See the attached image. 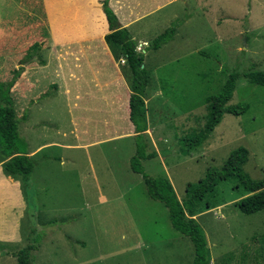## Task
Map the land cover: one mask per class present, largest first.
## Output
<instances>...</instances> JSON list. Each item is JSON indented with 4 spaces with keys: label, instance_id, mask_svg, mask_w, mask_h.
<instances>
[{
    "label": "rangeland",
    "instance_id": "374dc122",
    "mask_svg": "<svg viewBox=\"0 0 264 264\" xmlns=\"http://www.w3.org/2000/svg\"><path fill=\"white\" fill-rule=\"evenodd\" d=\"M104 1L0 0V82L23 68L11 93L18 117L28 115L19 126L22 149L53 143L33 157L25 199L0 205V264H18L14 255L29 244L36 247L31 264H193L192 241L174 229L168 209L150 198L142 175L131 169L134 133L85 147L79 142L81 131L87 143L88 130L103 129L96 120L106 103L107 118L117 114L123 132L132 130L128 67L110 45ZM173 27L175 40L143 53L150 77L146 134L149 151L158 153L142 161L145 173L167 177L183 201L189 184L245 148L246 173L264 181V86L245 77L264 72V0L180 1L130 32L139 45ZM36 43L43 45L39 56L22 64ZM231 73L240 78L229 105L248 110L224 114L201 148L183 154L179 142L206 131L207 99L221 93ZM236 181H223L188 211L198 214L210 264H255L264 210L240 213L237 202L247 194Z\"/></svg>",
    "mask_w": 264,
    "mask_h": 264
},
{
    "label": "trees",
    "instance_id": "16d2710c",
    "mask_svg": "<svg viewBox=\"0 0 264 264\" xmlns=\"http://www.w3.org/2000/svg\"><path fill=\"white\" fill-rule=\"evenodd\" d=\"M110 0L103 3L107 30L112 31L110 45L113 52L121 55L126 61L128 74L125 76L131 91L130 94V120L135 128V140L137 142V152L131 160V169L135 173L142 175L146 185L147 193L155 201L165 205L169 211L170 221L176 231L188 237L195 249L193 264H210L211 253L208 247L207 238L203 228L200 226L193 214L188 211L193 209L199 202L213 191L223 181L237 179L238 186L247 194L239 202L237 208L240 213L252 215L264 210V181H257L246 173L244 165L249 160V151L245 148H238L226 160L220 170L210 169L203 180L198 184H189L186 191V198L180 201L175 188L167 177L152 178L148 176L142 164L143 160L154 159L158 156L156 151H149V140L146 119V89L149 84V74L145 66V58L137 50V43L133 39L127 28H124L110 7ZM109 24V25H108ZM3 31H0V37ZM176 34V28H170L165 33L156 38L150 47L155 50L170 42ZM29 45V42L26 46ZM29 48V47H28ZM43 45L36 43L25 55L22 64H27L39 56ZM23 68L15 72L14 78L7 82H0V158L4 161V172L7 176L20 180L26 190L29 185V177L33 172V157L22 149L25 146L21 142L19 126L27 119L28 115L19 118L15 108V101L11 93L16 91V80L21 76ZM245 77L252 83L264 86V72L252 71L245 74ZM240 74L231 73L221 91L217 96L207 99L210 105L212 118L206 131L194 139H182L180 150L183 154H189L198 150L209 139L217 125L220 124L224 114L238 116L248 110L247 104L229 105L237 88ZM54 87L57 88L55 85ZM13 88V89H12ZM21 91H26V86H22ZM48 95V94H46ZM129 119V97L127 104ZM259 250L255 251L252 257L253 263L264 264V234L259 237ZM34 245H27L14 256L18 259V264H31L30 253L34 251Z\"/></svg>",
    "mask_w": 264,
    "mask_h": 264
},
{
    "label": "crops",
    "instance_id": "0c3cea01",
    "mask_svg": "<svg viewBox=\"0 0 264 264\" xmlns=\"http://www.w3.org/2000/svg\"><path fill=\"white\" fill-rule=\"evenodd\" d=\"M180 1L184 2L185 0H110L109 4L111 8L114 10V12L116 13L120 21V24L124 28H127L130 32V29H132V27L137 21L143 19L144 17L155 14L161 11L162 9L169 7L170 5L172 6ZM141 5H145V9H140ZM172 40H175V36ZM150 44L151 43H148L146 41H144L142 44H139V45L137 44L138 45L137 50L143 54L146 51L145 48L148 46L150 47ZM61 61L62 60L60 59V63ZM128 92H129V121L132 127L131 132L129 133L123 132L121 125L118 121L117 114L113 115L114 117L113 119L112 117L110 119L107 118L108 117L107 116L108 115V105L106 103V105L103 104V108L101 110L102 116L100 117V119L98 118V120H96L97 123L100 122L101 128L103 129H100V130L95 129L94 133L92 132L93 130L91 131L88 130V133L86 132V136L87 135L89 136V140L87 143L85 141H81L80 139L81 135L78 131H76L77 135L79 133L78 138L82 146L85 147V146H90V145H97L99 143L109 141L111 139L119 138V137H129L130 135H133V133L134 135L132 137L135 136V128H134L133 123L130 120V93L131 92L129 89H128ZM114 111H115V108H114ZM87 119H86L87 125H89L90 122L93 123V121H91L92 120L91 118H89V120ZM147 127H148L147 130L151 129V125H150V122L148 121V117H147ZM81 133H83L82 136H85V132L81 131ZM52 144L53 143L44 144L34 151H29L28 155L30 157H35L36 155H38L36 153L39 152V150L42 147L50 146ZM24 191H25L24 187L20 180L14 179L11 176H7L5 174L4 161H2V159L0 158V205L4 204L3 203L4 199H10L12 200V203L14 202L20 203V201L22 202V200L25 199ZM196 216H198V214ZM196 216L194 215L195 218ZM20 237L21 236H19V238Z\"/></svg>",
    "mask_w": 264,
    "mask_h": 264
}]
</instances>
